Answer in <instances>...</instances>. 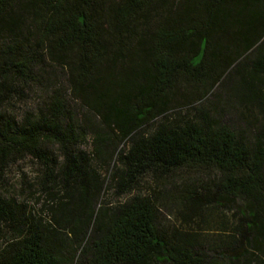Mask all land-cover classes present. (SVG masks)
Listing matches in <instances>:
<instances>
[{"label":"trees","instance_id":"trees-1","mask_svg":"<svg viewBox=\"0 0 264 264\" xmlns=\"http://www.w3.org/2000/svg\"><path fill=\"white\" fill-rule=\"evenodd\" d=\"M22 19L42 57L67 72L71 99L107 131L93 132L95 153L123 144L115 158L125 190L149 173L213 168L222 192L246 202L239 236L216 246L220 261L198 253L197 233L160 228L155 201L135 197L88 215L95 232L75 264H261L250 249L264 248L263 139L251 142L207 118L173 124L167 113L177 78L203 97L242 64L250 68V77L240 78L242 104L264 108V95L250 86L252 78L264 81V0H0V30L14 35ZM16 62L6 71L23 76L27 63ZM86 127L92 129L55 91L20 123L0 116V162L29 155L44 165L51 185L86 183L93 168L76 151ZM48 143L63 156L57 172ZM213 200L209 192L193 194L188 204L196 210ZM12 207L0 198V226L12 227ZM18 225L0 264H63L39 225Z\"/></svg>","mask_w":264,"mask_h":264},{"label":"rangeland","instance_id":"rangeland-1","mask_svg":"<svg viewBox=\"0 0 264 264\" xmlns=\"http://www.w3.org/2000/svg\"><path fill=\"white\" fill-rule=\"evenodd\" d=\"M36 44L34 31L26 20L22 19L20 30L14 35L0 30V116L20 123L43 110L53 92H60L72 115L92 128L91 131L86 127L87 137L76 151L86 156L93 170L89 169L86 183L69 182L64 190L60 182L51 185L44 165L29 155L21 154L0 162V198L12 204L15 219L11 228L0 226V251L17 239L18 224H35L42 228L47 245L62 263L75 264L81 247L95 232V224L87 223L88 215L113 211L139 197L155 201L160 228L171 233H197L198 253L206 259L220 261L221 253L216 246L239 236L240 211L246 202L222 192L220 174L213 168L184 167L167 174L149 173L129 191L125 190L121 177L125 181L127 178L116 171L119 166L115 158L123 144L115 143L113 148L95 153L94 133L106 136L107 131L86 107L71 99L67 72L49 65ZM18 60L27 63L24 75L7 73L9 65ZM249 71V67L240 65L203 97L184 79L177 78L167 121L181 124L207 118L251 142L262 138L264 145V108L242 104L241 100L246 91L241 88L240 78L241 75L249 78ZM250 86L264 95V81L252 78ZM46 150L55 161L57 172L63 156L55 144H46ZM207 192L213 196V202H204L192 210L188 199L193 194ZM250 251L258 255L257 263L264 264V248ZM239 252L230 251L229 254L238 256L242 254Z\"/></svg>","mask_w":264,"mask_h":264}]
</instances>
